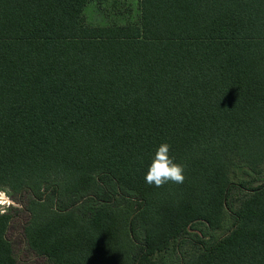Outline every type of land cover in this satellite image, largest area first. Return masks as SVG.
Wrapping results in <instances>:
<instances>
[{
  "label": "trees",
  "instance_id": "trees-1",
  "mask_svg": "<svg viewBox=\"0 0 264 264\" xmlns=\"http://www.w3.org/2000/svg\"><path fill=\"white\" fill-rule=\"evenodd\" d=\"M93 26L89 0H0V264H158L197 225L227 234L187 264H264V0H137ZM161 143L182 184L149 186ZM42 194L44 196H42ZM22 197V198H21Z\"/></svg>",
  "mask_w": 264,
  "mask_h": 264
},
{
  "label": "rangeland",
  "instance_id": "rangeland-1",
  "mask_svg": "<svg viewBox=\"0 0 264 264\" xmlns=\"http://www.w3.org/2000/svg\"><path fill=\"white\" fill-rule=\"evenodd\" d=\"M140 16L137 0H89L85 9L86 22L93 26H104L113 23L125 24L137 22ZM6 194V204L0 211H9L11 208H20L10 191L0 190ZM246 192L232 186L228 194V206L225 211L223 226L219 230H209L202 225H197L182 237L171 242L168 249L154 256L158 264H187L194 254L200 252L206 246L212 244L218 238L227 234L234 226L232 213ZM42 196H44L42 194ZM22 198V197H21ZM7 203L9 206H7ZM10 203V204H9ZM26 221L24 212L18 214L11 222L7 237L12 243L15 258L26 264H47L43 259L34 256L23 240L22 226Z\"/></svg>",
  "mask_w": 264,
  "mask_h": 264
},
{
  "label": "clouds",
  "instance_id": "clouds-1",
  "mask_svg": "<svg viewBox=\"0 0 264 264\" xmlns=\"http://www.w3.org/2000/svg\"><path fill=\"white\" fill-rule=\"evenodd\" d=\"M170 145L161 143L155 152L144 179L147 185L162 187L167 183L182 184L185 180L184 167L169 156ZM0 193V197H3Z\"/></svg>",
  "mask_w": 264,
  "mask_h": 264
},
{
  "label": "built area",
  "instance_id": "built-area-1",
  "mask_svg": "<svg viewBox=\"0 0 264 264\" xmlns=\"http://www.w3.org/2000/svg\"><path fill=\"white\" fill-rule=\"evenodd\" d=\"M0 193H3L4 194L3 197H2V199H0V209H2V207L6 204L5 200H7V197H6V194L4 192L0 191ZM7 206H9L8 203H7ZM3 213H5L4 210L3 211H0V214H3Z\"/></svg>",
  "mask_w": 264,
  "mask_h": 264
},
{
  "label": "snow or ice",
  "instance_id": "snow-or-ice-1",
  "mask_svg": "<svg viewBox=\"0 0 264 264\" xmlns=\"http://www.w3.org/2000/svg\"><path fill=\"white\" fill-rule=\"evenodd\" d=\"M0 199H2V197H0Z\"/></svg>",
  "mask_w": 264,
  "mask_h": 264
}]
</instances>
